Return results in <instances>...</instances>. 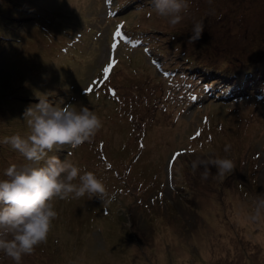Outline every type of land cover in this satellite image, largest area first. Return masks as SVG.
<instances>
[{"label": "rangeland", "instance_id": "374dc122", "mask_svg": "<svg viewBox=\"0 0 264 264\" xmlns=\"http://www.w3.org/2000/svg\"><path fill=\"white\" fill-rule=\"evenodd\" d=\"M38 1L0 0L9 15L40 9L30 27L0 20V140L30 133L24 112L42 94L87 106L102 129L50 155L95 173L115 198L54 201L47 241L21 264H264V219H249L264 198V0H190L175 26L149 0ZM112 6L128 8L107 15ZM212 70L256 78L245 85L254 93L215 101L203 75ZM216 157L233 172L192 171L194 159ZM28 163L0 143V179ZM0 264L14 262L0 253Z\"/></svg>", "mask_w": 264, "mask_h": 264}, {"label": "clouds", "instance_id": "9594fccd", "mask_svg": "<svg viewBox=\"0 0 264 264\" xmlns=\"http://www.w3.org/2000/svg\"><path fill=\"white\" fill-rule=\"evenodd\" d=\"M189 2L149 0L151 8L158 16L166 18L170 26L182 21ZM204 27L203 21L196 22L188 42L198 41ZM37 99L38 103L24 112L30 133L26 137L16 134L0 140L29 162L19 167L9 166L4 172L6 179H0V253L14 264H21L25 255H31L37 246L47 241L53 221L58 218L54 201L95 197L110 204L115 198L114 194L109 195L95 173L72 159L50 155L63 146L75 149L91 142L103 127L101 118L84 105L56 107L44 94ZM229 148L230 145L225 146L224 151ZM201 167L204 169L201 179L207 180L210 167L216 168L218 177H224L233 172L235 163L227 157L197 158L191 162L193 172ZM249 219L253 222L264 219V198L256 200Z\"/></svg>", "mask_w": 264, "mask_h": 264}, {"label": "trees", "instance_id": "16d2710c", "mask_svg": "<svg viewBox=\"0 0 264 264\" xmlns=\"http://www.w3.org/2000/svg\"><path fill=\"white\" fill-rule=\"evenodd\" d=\"M5 1L6 2H10L11 0H5ZM36 1L39 3L38 0H36ZM15 2H16V0H14V3ZM28 2H30V7H32V4H33V2H35V0H28ZM10 7H12V10H13L14 6H12L10 4ZM7 9H9V8H7ZM7 9L5 10V8H3L2 6L0 7V20H2V21L3 20H5V21L6 20L7 21H14L16 23V25H18V26L21 25V24H25V26L30 27V24H28V23L31 22L30 21L31 19H29V17H27V15H29L31 11H29V9H27V7L21 6V8H19V9H18V7L15 8L14 10H18V11H16L18 14H12V15L11 14L10 15L9 14H5L6 11H7ZM39 10L38 11L36 10V12H34L33 14L34 15H37L38 12H39ZM10 11H11V9H10ZM16 17L19 18L18 19L19 21H16L15 20ZM5 32L6 33H9L10 32L8 26H6ZM253 82L255 83L254 80H253Z\"/></svg>", "mask_w": 264, "mask_h": 264}, {"label": "snow or ice", "instance_id": "6c2138e0", "mask_svg": "<svg viewBox=\"0 0 264 264\" xmlns=\"http://www.w3.org/2000/svg\"><path fill=\"white\" fill-rule=\"evenodd\" d=\"M116 35L117 36L120 35L119 31L116 33ZM113 65H114V61L108 63L107 66L103 68V73L105 76L108 75V73H109L110 69H112Z\"/></svg>", "mask_w": 264, "mask_h": 264}]
</instances>
